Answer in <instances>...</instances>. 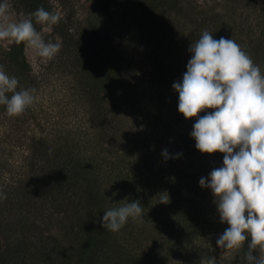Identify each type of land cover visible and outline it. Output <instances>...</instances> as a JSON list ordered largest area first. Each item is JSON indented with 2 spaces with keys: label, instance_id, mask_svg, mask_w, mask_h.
Returning a JSON list of instances; mask_svg holds the SVG:
<instances>
[{
  "label": "trees",
  "instance_id": "trees-1",
  "mask_svg": "<svg viewBox=\"0 0 264 264\" xmlns=\"http://www.w3.org/2000/svg\"><path fill=\"white\" fill-rule=\"evenodd\" d=\"M16 2L58 12L52 0ZM92 4L83 27L62 17L53 26V73L36 72L23 44L0 46V65L36 97L18 117L0 106V264H245L217 246L228 225L199 184L223 154L196 149V118L178 111L172 85L205 30L264 72V0ZM125 200L141 203L144 223L104 229V212Z\"/></svg>",
  "mask_w": 264,
  "mask_h": 264
},
{
  "label": "clouds",
  "instance_id": "clouds-1",
  "mask_svg": "<svg viewBox=\"0 0 264 264\" xmlns=\"http://www.w3.org/2000/svg\"><path fill=\"white\" fill-rule=\"evenodd\" d=\"M60 19L58 12L43 7L16 18L8 0H2L0 42L23 44L39 60L49 62L62 45L46 42L36 25L51 29ZM189 51L192 55L182 81L172 87L179 95L178 111L185 119L196 118L190 133L196 149L202 154H223V166L199 180L202 188L211 189L220 222L228 225L216 244L228 254H242L245 264H264V72L235 40L214 39L207 30ZM33 93L21 88L18 78L0 65V106L9 116L18 117L33 106ZM201 112L206 114L200 116ZM162 155L170 158L166 149ZM6 199L0 189V202ZM167 199L168 195L162 203ZM129 220L144 223L138 200L106 210L102 227L118 233ZM200 264H216V258L202 256Z\"/></svg>",
  "mask_w": 264,
  "mask_h": 264
},
{
  "label": "rangeland",
  "instance_id": "rangeland-1",
  "mask_svg": "<svg viewBox=\"0 0 264 264\" xmlns=\"http://www.w3.org/2000/svg\"><path fill=\"white\" fill-rule=\"evenodd\" d=\"M0 2H2V0H0ZM8 2L11 5V10L15 14L16 18H22L28 15L26 12L19 9L16 0H8ZM52 2L56 6L60 17L66 19L67 21H69V23L77 27H83L86 23L87 16L92 12V0H52ZM197 2H203V0H191L192 5ZM39 31L41 32L46 42H61V38L54 32L53 26L51 27V29L47 28L46 26H41ZM11 44L13 43L0 42V46L2 47H8ZM59 53L57 55H59ZM26 55L30 64L36 72H55V69L53 70V68L51 67V61L42 62L34 55L33 52H31L27 48ZM61 59L63 60V54L61 55Z\"/></svg>",
  "mask_w": 264,
  "mask_h": 264
}]
</instances>
